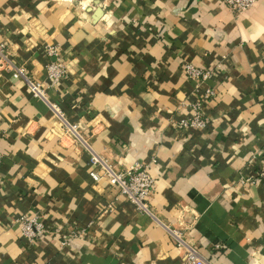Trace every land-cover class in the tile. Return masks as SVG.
<instances>
[{"label":"crops","instance_id":"1","mask_svg":"<svg viewBox=\"0 0 264 264\" xmlns=\"http://www.w3.org/2000/svg\"><path fill=\"white\" fill-rule=\"evenodd\" d=\"M51 45L69 68L48 89L62 116L7 67L47 82ZM187 63L212 73L198 92ZM208 88V128L182 126ZM0 151V264H190L187 245L264 264V0L240 15L224 0H0ZM94 152L149 168L151 212L91 176ZM36 216L46 230L27 239Z\"/></svg>","mask_w":264,"mask_h":264},{"label":"built area","instance_id":"2","mask_svg":"<svg viewBox=\"0 0 264 264\" xmlns=\"http://www.w3.org/2000/svg\"><path fill=\"white\" fill-rule=\"evenodd\" d=\"M258 0H224L228 9L236 15H240L243 12L251 9L255 6ZM47 52L52 57V60L47 64V82L33 80L24 68H20L12 63H6L8 69L16 70L20 75L24 76L30 84L32 94L35 98L41 99L49 104L59 115L61 114V108L52 103L48 98V89L52 88L67 80L69 76L68 65L60 57V51L58 46H49ZM5 62L8 60L3 55ZM11 67V68H10ZM184 71L195 86V92L199 91L201 83L208 81L212 77L210 71L192 64L187 63L184 67ZM215 91L212 88H208L202 98L196 97L193 102L189 104V107L193 110L192 117L185 119L181 122L182 126L194 127L199 129L208 128L209 120L205 114V108L209 101L213 98ZM68 129L77 134L79 124H67ZM3 163V154L0 151V166ZM91 164L93 169L91 176L100 181L102 178H106L109 183L114 186L118 192L126 198L128 202L136 206L141 211L151 212V197L156 190L157 181L152 175L148 167L143 166L140 163H136L131 168H116L114 164L110 163L107 159L103 158L97 153H93L91 157ZM259 179L264 180V170L260 173ZM256 181V178L246 177L242 180L243 183H250ZM46 230V225L40 220V217L25 219L23 225V235L27 239L33 240L39 234ZM177 241V245L185 247L187 243L182 238L179 232H173ZM68 242H64L62 245H67ZM186 257L190 264H211L205 256L195 247L187 245Z\"/></svg>","mask_w":264,"mask_h":264}]
</instances>
